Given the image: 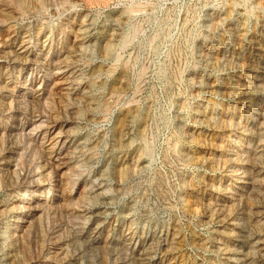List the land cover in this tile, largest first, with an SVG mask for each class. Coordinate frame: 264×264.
Wrapping results in <instances>:
<instances>
[{
	"label": "rangeland",
	"instance_id": "1",
	"mask_svg": "<svg viewBox=\"0 0 264 264\" xmlns=\"http://www.w3.org/2000/svg\"><path fill=\"white\" fill-rule=\"evenodd\" d=\"M263 5L0 0V264H264Z\"/></svg>",
	"mask_w": 264,
	"mask_h": 264
},
{
	"label": "bare ground",
	"instance_id": "2",
	"mask_svg": "<svg viewBox=\"0 0 264 264\" xmlns=\"http://www.w3.org/2000/svg\"><path fill=\"white\" fill-rule=\"evenodd\" d=\"M234 1H235V0H234ZM262 1H263V0H262ZM230 4H232V3H230ZM256 4H257V3H256ZM21 5H23V4H21ZM258 5H259V4H257V6H258ZM229 6H230V5H229ZM259 6H260V5H259ZM261 7H262V6H261ZM263 7H264V5H263ZM231 9H232V8H231ZM262 9H263V8H262ZM230 11H231V10H230ZM225 13H226V12H225ZM221 14H222V13H221ZM223 14H224V13H223ZM230 14H231V12H230ZM124 16H125V15H124ZM247 16H248V15H247ZM119 17H120V16H119ZM217 17H218V16H217ZM220 17H221V16H220ZM225 17H226V16H225ZM218 18H219V17H218ZM122 21H125V20L123 19ZM118 22H119V21H118ZM122 23H123V22H122ZM246 30H247V29H246ZM103 31H104V30H103ZM244 31H245V30H244ZM102 33H103V32H102ZM106 34H107V33H106ZM110 35H111V34H110ZM110 35H109V36H110ZM98 36H99V35H98ZM100 36H101V34H100ZM100 36H99V38H100ZM1 37H2V36H1ZM102 37H103V36H102ZM120 37H121V36H120ZM3 38H4V37H3ZM83 38H84V37H83ZM113 39H114V38H113ZM81 40H82V39H81ZM96 40H97V39H96ZM110 40H112V39H110ZM121 40H122V39H121ZM4 42H5V41H4ZM101 42H102V41H101ZM127 43H128V42H127ZM94 44H95V43H94ZM97 45H98V44H97ZM99 45H100V44H99ZM110 45H111V44H110ZM114 45H115V44H114ZM116 45H117V44H116ZM102 46H103V45H102ZM95 47H96V46H95ZM115 47H116V46H115ZM97 48H98V47H97ZM108 48H110V46H109ZM105 49H106V47H105ZM114 49H115V48H114ZM108 50H109V49H108ZM105 52H106V51H105ZM114 52H115V51H114ZM111 55H112V54H111ZM109 56H110V55H109ZM110 57H112V56H110ZM100 66H101V64H100ZM92 69H93V68H91V70H92ZM100 69H101V68H100ZM116 69H117V68H116ZM127 69H128V68H127ZM95 70H96V68H95ZM103 70H104V69H103ZM103 70H102V71H103ZM119 70H120V69H119ZM119 70H118V71H119ZM99 71H100V70H99ZM90 72H91V71H90ZM96 72H97V71H96ZM122 72H123V71H122ZM124 72H125V71H124ZM128 72H129V71H127V73H128ZM91 73H92V72H91ZM93 73H94V71H93ZM116 73H117V72H116ZM119 73L121 74V71H120ZM119 73H118V74H119ZM125 73H126V72H125ZM161 74H162V73H161ZM90 75H91V74H90ZM109 75H110V73H109ZM121 75H122V74H121ZM126 75H127V74H126ZM88 76H89V75H88ZM112 76H113V75H112ZM112 76H111V77H112ZM175 76H176V74H175ZM119 77H120V75H119ZM123 77H124V75H123ZM126 77H127V76H126ZM176 77H177V76H176ZM89 78H92V77L89 76ZM109 78H110V77H109ZM109 78H107V81L109 80ZM112 78H113V77H112ZM113 79H114V78H113ZM120 79H122V78H120ZM124 79H125V78H124ZM126 79H127V78H126ZM102 80L104 81L105 79H102ZM116 80H118V78H117ZM103 81H102V82H103ZM111 81H112V79H111ZM123 81H125V80H123ZM88 82H89V81H88ZM85 83H86V82H85ZM93 83H94V82H93ZM103 83H104V82H103ZM88 84H91V82H89ZM100 84H101V82H100L99 85H97V86L99 87ZM115 84H116V82H115ZM57 85H58V84H57ZM109 85H110V84H109ZM125 85H126V83H125ZM55 86H56V85H55ZM82 86H83V85H82ZM90 86H92V85H90ZM102 86H103V85H102ZM105 86H106V85H105ZM126 86H127V85H126ZM83 87H84V86H83ZM83 87H82V88H83ZM118 87H119V86H117V88H118ZM121 87H122V86H121ZM127 87H128V86H127ZM13 88H14V87H13ZM93 88H95V87L93 86ZM106 88H107V87H106ZM114 88H115V86H114ZM10 89H11V88H10ZM83 89H84V88H83ZM90 89H91V88H90ZM122 89H123V88H122ZM122 89H121V90H122ZM58 90H59V89H58ZM87 90H88V89H87ZM90 91H91V90H90ZM112 91H113V90H112ZM117 91H118V90H117ZM117 91H116V92H117ZM124 91H125V90H124ZM81 92H84V91H81ZM85 93H86V92H85ZM91 93H92V92H91ZM91 93H90V94H91ZM94 95H95V94H94ZM82 96H83V95H82ZM88 96H89V95H88ZM95 96H96V95H95ZM90 97H91V95H90ZM90 97H89V99H90ZM92 97H93V96H92ZM98 97H99V96H98ZM93 99H94V97H93ZM97 99H98V98H97ZM84 100H86V99H84ZM98 100H99V99H98ZM93 101H94V100H93ZM96 101H97V100H96ZM97 102H98V101H97ZM87 103H88V102H87ZM89 103H90V101H89ZM91 103H92V101H91ZM91 103H90V105H93V103H92V104H91ZM96 105H97V104H96ZM90 107H91V106H90ZM98 107H99V105H98ZM87 108H88V107H87ZM96 108H97V106H96ZM91 109H93V108L91 107ZM129 109H130V108H129ZM87 110H90V109H87ZM90 111H92V110H90ZM123 111H124V110H123ZM133 111H135V110H133ZM133 111H132V112H133ZM126 112L128 113V111H126ZM127 113H126V114H127ZM129 113H130V112H129ZM146 113H147V111H146ZM126 114H125V115H126ZM135 114H136V113H134V114L131 115V116H134V117H135ZM138 114H139V113H138ZM142 116H143V115H142ZM143 117H144V116H143ZM147 117H148V116H147ZM122 118H124V117H122ZM128 118H130L129 115H128ZM148 118H149V117H148ZM124 119H125V118H124ZM124 119H123V121H124ZM126 119H127V118H126ZM146 119H147V118H146ZM118 120L121 121L120 118H119ZM118 120H117V121H118ZM131 120H132V117H131ZM144 120H145V119H144ZM120 121H119V122H120ZM128 121H129V120H128ZM128 121H126V122H128ZM119 122H117V126H118V125L120 126V125L123 123V122H120L121 124H118ZM129 122H130V121H129ZM133 122H135V120H133ZM144 122L146 123L147 121H144ZM113 123H115V122H113ZM129 124H130V123H129ZM132 124H134V123H132ZM113 125H114V124H113ZM125 125H127V124H125ZM114 126H115V125H114ZM119 126H118V127H119ZM121 126H122V125H121ZM121 126H120V127H121ZM139 126H140V125H138V127H139ZM142 126H144V125H142ZM124 127H125V126H124ZM126 127H130V126L127 125ZM116 128H117V127H116ZM116 128H115V129H116ZM122 128H123V127H122ZM120 129H121V128H120ZM120 129L118 128V130H120ZM141 129H143V127H142ZM122 130H123V129H122ZM120 131H121V130H120ZM120 131H118V132H120ZM130 131H131V130H130ZM144 131H145V129L143 130V133H144ZM114 132H115V131H114ZM112 133H113V132H112ZM121 133H122V132H121ZM123 133H124V131H123ZM125 133H126V132H125ZM127 133H128V132H127ZM136 133H137V132H136ZM114 134H116V133H114ZM139 134L142 135V133H139ZM133 135H135V134L133 133ZM137 135H138V134H137ZM125 136H126V134H125ZM131 136H132V135H131ZM118 137H119V136H118ZM129 137H130V136H129ZM134 137H135V136H134ZM124 138H125V137H124ZM124 138L122 137L121 139H124ZM136 138H137V137H136ZM139 138H140V137H139ZM142 138H143V137H142ZM119 139H120V138H119ZM134 139H135V138H134ZM129 140H130V139H129ZM129 140H128V141H129ZM135 140H136V139H135ZM196 140H197V139H196ZM128 141H127V143H129ZM194 141H195V140H194ZM194 141H193V142H194ZM115 142H116V141H115ZM130 142H131V140H130ZM121 143H122V142H121ZM123 143H125V142H123ZM132 143H133V142H132ZM118 145H119V144H118ZM122 145H123V144H122ZM195 145H196V144H195ZM123 146H124V145H123ZM126 148H127V146H126ZM129 148H130V146H129ZM113 149H114V148H113ZM118 161H119V160H118ZM108 166H109V165H108ZM104 170H105V169H104ZM105 171H108V170H105ZM121 171H122V169H121ZM105 173H106V172H105ZM108 173H109V172H108ZM113 173H114V172H113ZM120 173H121V172H120ZM123 173H124V171H123ZM123 173H122V174H123ZM122 174H121V175H122ZM107 175H108V174H107ZM124 175H125V173H124ZM104 176H105V175H104ZM112 176H113V174H112ZM118 176H119V175H118ZM102 178H103V175H102ZM123 180H124V178H123ZM9 183H10V182H9ZM24 189H25V188H24ZM10 194H11V193H10ZM26 194H28V193H27V192H23V193H22L23 198L21 197V198H22L21 200H24V199L27 198ZM47 194H48V192H47ZM42 195H43V192H41V193L39 194V196H42ZM21 200H20V201H21ZM28 200H29V199H28ZM14 219H15V218H14ZM13 221H14V220H13Z\"/></svg>",
	"mask_w": 264,
	"mask_h": 264
}]
</instances>
